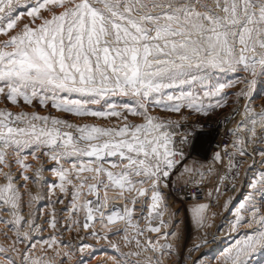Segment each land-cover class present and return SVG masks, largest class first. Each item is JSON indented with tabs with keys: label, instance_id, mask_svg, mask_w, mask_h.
<instances>
[{
	"label": "snow or ice",
	"instance_id": "1",
	"mask_svg": "<svg viewBox=\"0 0 264 264\" xmlns=\"http://www.w3.org/2000/svg\"><path fill=\"white\" fill-rule=\"evenodd\" d=\"M21 10L32 23H41L14 32ZM0 35L8 37L0 41V98L12 105L35 102L48 110H0V224L6 226L0 231L12 240L0 245V264H56L57 259L65 264L73 252L81 254L77 264H87L100 251L86 237L78 245L56 236L37 240L40 225L26 208L40 197L21 189L29 180L40 184L45 169L40 166L28 175L33 167L28 156L50 165L47 170L57 181L45 187L53 195L57 189L63 194L57 202L69 198L62 210L70 212L64 231L79 223L74 217L83 211L80 227L102 224L103 230L88 235L106 241L117 253L113 264H165L175 249L162 241L176 233L162 232L169 208L163 190L172 177L179 183L187 175L184 183L197 185L202 177L195 179L194 169L183 163L181 147L190 145L189 134L180 135L179 122L153 110L208 115L224 106L226 88L243 84L235 93L245 101L244 119L233 129L237 153L251 157L247 145L258 137L264 142V109L253 107L257 77H264V0H0ZM215 72L237 76L212 84ZM70 117L123 123L101 126ZM259 154L264 157V149ZM232 155L229 168L234 166ZM215 159L221 160L220 155ZM240 163L236 160L235 166ZM16 166L19 173L14 175ZM250 186L262 200L257 206L250 195L247 206L241 203L236 210L237 236L225 255L228 264H252L264 251V172ZM109 191L128 203L105 214ZM81 196L94 198L81 204ZM207 208L192 207L197 227L204 226ZM137 210L148 220L147 227L134 222ZM121 221L123 227L118 226ZM45 223L56 229L58 221L52 214ZM244 224L250 227L241 235ZM117 236L121 241L113 243ZM204 243L202 239L190 252L200 251ZM202 258L203 253L193 264H202Z\"/></svg>",
	"mask_w": 264,
	"mask_h": 264
},
{
	"label": "rangeland",
	"instance_id": "2",
	"mask_svg": "<svg viewBox=\"0 0 264 264\" xmlns=\"http://www.w3.org/2000/svg\"><path fill=\"white\" fill-rule=\"evenodd\" d=\"M31 3L33 0H27ZM43 15L47 16L48 13L44 12ZM41 23L37 20L32 23V18L27 16L23 10H21V18L18 20V26L14 32H19L25 25H30L35 27L36 24ZM8 39L7 36L0 35V41ZM247 73H243V76H247ZM237 74L231 72H215L212 78V84L223 83L226 81H232L236 79ZM258 83L256 89L253 93L255 95V100L253 101V107L256 111L264 109V77H257ZM243 84H237L236 87L226 88L224 92L227 94L226 100L223 101L224 106L215 108L211 110L208 115L202 113H197L190 110H182V114L174 113L168 114L164 113L161 109H154V115L167 116L168 119L179 122L181 127L177 130L180 135L189 134L190 145H185L181 147L184 151L185 159L183 163L188 167L194 169L193 176L197 180H202L201 182L211 186L218 180V185L215 186L217 195V205L215 209H210L209 207L205 210V222L203 227H197L192 221L191 209L196 204H207L204 199L186 200L180 195L175 193L176 187H181L184 185V180L190 179L187 175L177 183L175 177L171 178V184L169 188L163 190L166 203L169 205L168 213L165 214L164 219L167 221L168 227L162 228V232H175L176 235L168 236L167 241L172 243L175 251L170 256L165 257V264H193L194 260L198 257L202 258V264H228L225 259L227 250L233 246V241L236 239L237 233L233 230V223L236 219V210L239 208L241 203H245L247 206V201L250 195H255V203L257 206L260 205L262 197L258 192H255L251 188V183L256 180L260 173L264 172V157L260 156V151L264 149V142L258 137L255 141L247 145V151L251 153V157L245 155L243 157L239 156L237 153V148L235 147L237 137L234 135L232 139V149L235 155H233V167L229 168L227 166L228 162L224 160L215 159L216 153L211 152V145L213 141V135L210 131H206L203 127L212 128L211 125H217L223 116L229 114L235 115V120L233 123V129L236 128L237 123L244 119V113L242 111V105L245 101L240 100L235 93H237ZM214 102V101H213ZM208 101H205L207 104ZM22 104V102H21ZM259 105V107H256ZM94 107H99L94 106ZM8 109L13 112L28 111V112H39L40 114H47L48 110L41 108L39 105H12L7 101L0 98V110ZM241 111V112H239ZM238 113V114H237ZM53 115H63L52 110ZM242 114V118L240 115ZM73 121L94 123L101 126H112L113 124L123 123L116 118L112 119H102V118H87L81 121L80 118L70 117ZM131 121L139 122L138 118L129 117ZM209 123V125H206ZM221 157V156H220ZM179 159V157H177ZM240 160L239 166H235V161ZM27 162L32 164V168L28 170V175H32L37 168L43 166L45 171L43 172L41 183L36 184L32 180L27 182V188L21 189L22 192H31L39 194V199L32 203L26 208V212L32 214V218L37 220L40 225V229L36 233L37 240L47 239L50 236H56L57 239L71 241L73 245H78L82 238H87V242L94 244L96 248L100 251L95 255V259H89L87 264H113V257L117 255L115 251L107 246V242L100 240L97 241L92 236L88 235L91 231H101L103 230L102 224L97 222L94 227L88 230H83L80 227V223L84 221L85 213L83 211L79 212L74 219L79 223H76L69 231H64V226L69 223L68 217L70 212L62 211L65 205L68 204L69 198L64 199V204L57 202V198L63 194L59 193L57 189L56 195H53L48 191L45 184L50 185L53 181H57V177L47 169L50 167L49 164L45 163V159L34 160L32 156L27 157ZM7 171V169H5ZM197 172L199 175H197ZM19 173V166L13 170V174L17 175ZM2 180V177H0ZM23 183V181H20ZM233 185H235L233 187ZM219 189V192H217ZM71 191V189H70ZM109 200L107 207L104 208L105 214L110 212L113 206H123L127 204V200L124 198L117 199V193L109 191ZM91 196H81L80 203H85L88 199H93ZM25 202L28 197H24ZM208 205V204H207ZM129 207H132L130 204ZM141 206L138 204L137 208ZM264 211V210H262ZM54 214L58 224L56 229H52L48 226L45 221ZM246 218L248 216L247 212L242 213ZM144 216L147 215L146 212L143 213ZM134 222L139 224V227L145 228L148 226V220L142 218L141 211L137 210L134 214ZM156 221H153V224ZM123 227L124 224L121 221L118 225ZM250 226L244 224V229L241 230V235L243 231L247 230ZM4 224H0V230L5 229ZM62 233V235H60ZM146 235L155 238L157 234L146 233ZM9 237L14 236V233L9 232ZM122 237L117 236L112 239L113 243H119ZM205 240L207 243L202 244L200 251L190 252L195 244L201 243ZM12 243L11 239L5 237L4 232L0 231V245L8 246ZM38 248L41 245H37ZM63 251H71L69 248L60 246ZM127 250V249H124ZM40 254V253H37ZM49 256L53 255L51 251L47 253ZM80 253L73 252L70 259H68L65 264H77ZM191 257V258H189ZM56 264H61L60 259L56 260ZM252 264H264V251L258 253L252 261Z\"/></svg>",
	"mask_w": 264,
	"mask_h": 264
},
{
	"label": "built area",
	"instance_id": "3",
	"mask_svg": "<svg viewBox=\"0 0 264 264\" xmlns=\"http://www.w3.org/2000/svg\"><path fill=\"white\" fill-rule=\"evenodd\" d=\"M235 120V115L229 114L227 116H223L221 120L217 125H211L212 128H206V131H210V133L213 134V141L211 145V152L219 154L221 156V159L225 162L229 161V153H232L233 155V149L231 147L232 145V139L234 138L233 134V123ZM206 125H209L207 123ZM232 155V159H233ZM218 180L215 181V183L211 186H208L207 184L200 182L197 184H184L181 187L175 188V193L177 195H180L183 197V199L186 200H195V199H204L207 201L208 207L210 209H215L217 205V193L215 190V186L218 185ZM211 193L212 195H209Z\"/></svg>",
	"mask_w": 264,
	"mask_h": 264
},
{
	"label": "bare ground",
	"instance_id": "4",
	"mask_svg": "<svg viewBox=\"0 0 264 264\" xmlns=\"http://www.w3.org/2000/svg\"><path fill=\"white\" fill-rule=\"evenodd\" d=\"M239 112H241V111H239ZM240 118H242V114L240 115ZM241 121V120H240ZM213 135V134H212ZM182 197V196H181ZM183 198V197H182Z\"/></svg>",
	"mask_w": 264,
	"mask_h": 264
}]
</instances>
